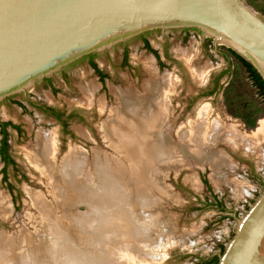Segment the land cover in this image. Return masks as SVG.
Here are the masks:
<instances>
[{"label": "rangeland", "instance_id": "1", "mask_svg": "<svg viewBox=\"0 0 264 264\" xmlns=\"http://www.w3.org/2000/svg\"><path fill=\"white\" fill-rule=\"evenodd\" d=\"M260 2L264 9V0ZM182 29L146 33L165 61L164 67L144 48L139 35L97 53L95 59L108 75L104 84L88 61L81 60L65 68V73L50 76L55 91L44 79L32 85L26 96L37 104L81 112L83 119L69 122L72 134L66 133L52 115L26 101L23 93L12 96L25 100V110L12 96L0 101V119L20 124L24 130L23 136L11 130L12 151L20 170L17 175L11 168L8 171L14 191L2 180L0 159V192L8 207L5 216H0V264H24L25 256L33 258L27 260L30 264H73L74 259L76 264H85L93 255L94 261L91 258L88 264H199L202 231L264 189V148L231 62L221 53L226 52L224 44H216L205 32L192 27L184 40ZM208 38L212 39L209 46ZM124 45L128 46L131 64L126 68L121 65ZM151 66L163 88L169 81L165 88L172 110L170 136L178 148L180 144L183 147L177 154L180 158L173 159L159 149V153L150 154L154 160L147 164L150 168L142 169L112 146L105 134L112 113L121 104L119 96L145 93L144 81L150 78ZM227 69L230 72L222 80L221 91L190 102L195 94L208 89L214 75ZM196 71L202 74L196 75ZM205 108L211 113V124L220 119L227 129L197 151L196 143L179 133ZM46 134L57 140L60 162L72 148L85 152L91 169L86 186L96 189L103 202L107 200L104 208H91L83 201L87 199L74 196L75 192L70 197L79 199V205L62 204L48 176L28 158L38 148V137ZM154 145L148 150L155 149ZM96 175L99 180L90 182ZM56 177L58 174L50 180L55 182ZM36 195L45 197L55 211L38 208ZM48 214L54 215L53 221ZM116 215H123L132 226L129 234L111 226Z\"/></svg>", "mask_w": 264, "mask_h": 264}, {"label": "water", "instance_id": "2", "mask_svg": "<svg viewBox=\"0 0 264 264\" xmlns=\"http://www.w3.org/2000/svg\"><path fill=\"white\" fill-rule=\"evenodd\" d=\"M178 27L234 49L264 79L260 0H0V101L87 55ZM229 60L264 148V104L240 62ZM215 254L218 264H264V189L202 231L199 264Z\"/></svg>", "mask_w": 264, "mask_h": 264}, {"label": "bare ground", "instance_id": "3", "mask_svg": "<svg viewBox=\"0 0 264 264\" xmlns=\"http://www.w3.org/2000/svg\"><path fill=\"white\" fill-rule=\"evenodd\" d=\"M148 70L150 73V78H148L146 81H144L145 82L144 88H146L145 93L142 95H137V94L125 95V94H123V95L119 96L121 104L112 113L113 116L110 119V121L107 123L108 125H106L107 129H106V134H105L106 136L109 137V140L112 141V146L117 147L119 150L121 149V151H123V154H125L127 159H131V161L137 162L138 165L140 166V168H142V169L144 166L149 167L147 164L151 165L154 163V160L150 154L159 153L160 152L159 149L163 148V150L165 151L164 153H165L166 157L173 159V158L177 157V154L179 152V148L183 147L180 144V147L178 148L175 145L177 143L173 142L172 137L170 136L169 127H170V124L173 125V123L171 121L172 110L170 108V102H169L170 98L168 97V91H167V88H165L168 85L169 81H167V82L165 81L167 85L165 84V86L163 88L158 83V78H157L156 72L152 68V66L148 67ZM196 72H195L196 75H200V73L202 74L201 71H196ZM168 87H171V86H168ZM87 90H89V89H87ZM206 108L200 110L198 116H196V118H195L196 120H192L190 126L188 128L186 127L185 131L183 129H181L180 133H179L180 137H182V138L184 137L186 139L189 138V139L193 140L196 143V147H197L196 150L197 151H200L201 146L206 144L207 141L211 142V139H213V141H215V139H217V137H219V135H217L218 133H221L222 135H224V132L227 129L226 126H223V123L220 119H216L211 124L209 122L210 121L209 115L211 113L208 110H206ZM227 133H230V132L228 131ZM56 141L57 140H55V137L49 138L47 136V134H46V136L38 137V148H37V150L35 152H33L32 154H30V156H28L29 160L31 161L30 163L32 165H34V167H36L38 170H40L43 174H46L48 176L47 179H49V183L52 184V187H54V192L57 194V196H59L58 198L61 199V202L64 206L66 204L70 205L71 203H73V204L74 203L75 204L80 203L81 201H79V199L74 201V196L77 194V195L82 196L83 199H87V200H83V201L87 202L91 208H93V209L99 208V207L104 208V205L106 204L107 200L106 201L104 200V202H103L102 197L100 198V193L98 191H96V189H90L86 186V182L90 180L88 174H89L91 169L88 170V166H87L88 159H87L85 152H82V154H81V152L79 151L80 149L72 148L70 150L69 155L64 157L63 159H61L62 161L60 162V161H58L59 159H57V157H58L57 151H58L59 147L57 146L58 144H56ZM152 143H155L154 146L157 145V147L155 149H153L152 151H150V150H148L147 147L151 146ZM235 145H237V144L235 143ZM246 146H247V144H246ZM249 147H250V145L247 146V148H249ZM122 148H124V149H122ZM126 149L128 150V152H126ZM177 158H180V156ZM98 168H99V166H98ZM55 174L56 175L58 174V178L56 177L55 182L54 181L52 182L50 180V177L52 175L55 177ZM96 179L99 180V177L97 175L90 182L96 181ZM103 183L105 185V182H103ZM136 186H138V185L136 184ZM50 187H51V185H50ZM51 190H53V189H51ZM74 192H75L74 196L70 197L71 194H73ZM53 197H54V195H53ZM34 198H35L34 202L36 203V206H38V208L41 207L42 209H45V210L46 209H49V210L52 209L53 212L55 211L54 208H50L49 207L50 205H48V203H46V201L44 199L45 197H41L40 195H36ZM99 209H101V208H99ZM96 210H98V209H96ZM108 210H109V207H108ZM98 211H100V210H98ZM7 212H8V207L6 205V197L3 195V193L0 192V216L1 217L5 216V214ZM42 213H44V212H42ZM95 213H96V211H95ZM104 213L107 214L106 212H104ZM55 214L56 213H54V215ZM47 216H49V218L51 217V219H49L51 221L53 216H51L50 214H48ZM96 216H95V218H96ZM59 217H58V219H59ZM42 219H43V217H42ZM58 219H56V220H58ZM53 224H55V223H53ZM111 226L113 228H115V230L121 231V233L123 232L126 234H129L128 230L132 229L131 228L132 226L129 225V223L127 222V219L124 218L123 215H120V216L116 215V217H114L112 220ZM53 227H54V225H53ZM56 227H57V225H56ZM50 229H53V228H50ZM93 230H95V228ZM102 235H103V233H102ZM86 238L89 239L88 235H86ZM27 246H28V248L29 247L31 248V243H29ZM37 251H38V249H37ZM28 254H31V256L34 255V257H37V254L35 252L29 251ZM88 255H89V253H88ZM30 258L33 259L32 257H30ZM30 258L25 256L23 261L24 262L26 261V262L24 264H30V262L27 261ZM91 258H93L92 260L94 261V255H93V257H90V259ZM90 259L87 261L84 259L83 262H85V261H86V263L88 261L91 262ZM72 262L74 264L75 259H74V261L72 260ZM95 262H93V264ZM115 263H117V262H115ZM75 264H76V262H75Z\"/></svg>", "mask_w": 264, "mask_h": 264}, {"label": "flooded vegetation", "instance_id": "4", "mask_svg": "<svg viewBox=\"0 0 264 264\" xmlns=\"http://www.w3.org/2000/svg\"><path fill=\"white\" fill-rule=\"evenodd\" d=\"M193 30L198 31V29H193ZM155 31H160V30H155ZM182 31H183V34H184L183 35V39L185 40V39H187V37H188V35H189L190 31H191V28H184V29H182ZM152 32H154V31H150V32H147V33H152ZM140 37L143 39V46H144V48L148 52H152L154 54L155 58L158 60V63H159V66L160 67H164L166 64H165V61L161 58V55H160L159 51L157 49H155L151 45V47L154 50H157L158 51V54H159V57H158L155 52H153L151 49H149L146 46V41H149V39L146 36V33L140 35ZM206 41H207V43H206L207 46H209V45L212 44L211 43V41H212L211 38H208ZM226 52H221V53L227 59H229L226 56ZM96 55H97V53H93V54L87 55V56L83 57L82 59H80L79 62L81 60H87L88 61V64L93 68V70L95 71V73L98 75L99 79L104 84V82L106 81V78L108 77V75H107V77L102 78L101 75H99L97 73L96 69L92 66V63L93 62H96L97 63V61L95 59ZM167 56H168V54H167ZM77 62H75V63H77ZM75 63H73V64H75ZM97 65L100 68V66H99L98 63H97ZM121 65L124 68L131 66V64L129 63V50H128V46L127 45H124L123 59L121 61ZM223 71L224 70H222L221 72H219L216 75H214L213 78H212V80H211V82H210V84H209L208 89L205 90V91L198 92L197 94H195L194 97H191L190 102L191 103L195 102V100L199 96H202V95H212V94H215V93L219 92V89L223 88V86H224L223 85V81H222L223 78L226 75H229V73H227V74H224L221 77V73ZM61 72L62 73H65L66 72V69L64 68ZM43 81H44V83L46 85H49L52 88L53 91L56 90V86H55V84L53 82V78L52 77H47ZM212 91H213V93L211 94ZM14 97H16V95L11 97L12 99H14V103L17 104V105H19L20 107H22L23 110H25L27 108V105H26V102H25V100H26V101H28V102H30L32 104H35L37 107H40L46 113H49L50 115H52L56 120H58L62 124L63 130L66 131V133L72 134L70 132V128H69V122L73 118L83 119L81 112H79L77 110H69V109H65V108H61V107H57V106H47V105L37 104L36 102H34L33 100H31L30 97H27L26 94H24V93H23V97H24L25 100L15 99ZM7 122H11V123L10 124H5ZM13 125L18 126V127H14ZM11 130H15L18 135H21V136L24 135V130H23V128H22V126L20 124H17L15 122L11 121V120H3V119H0V159H1L2 163H3L2 168H1V171H2V180L5 181V183L7 184L8 188L10 190L14 191L15 190L14 184L12 182H8V176H9V172L8 171L11 168L12 171L14 172V174L17 175V172L20 171V170H19L18 162H17V160H16V158H15V156L13 154V151H12V144H11V138H10L11 137ZM3 156L5 157V159H3ZM4 169H5V171H3Z\"/></svg>", "mask_w": 264, "mask_h": 264}, {"label": "trees", "instance_id": "5", "mask_svg": "<svg viewBox=\"0 0 264 264\" xmlns=\"http://www.w3.org/2000/svg\"><path fill=\"white\" fill-rule=\"evenodd\" d=\"M146 46L151 49L153 52H155L157 54V56L159 57L158 51L154 50L151 47V44L149 41H146ZM226 56L230 59L231 57H234L236 60H238V62H240L241 66L244 68L245 72L247 73V77L251 82V85L256 89V93L257 96L261 99L262 103L264 104V79L262 78V76L260 75V73L257 71V69L252 65L251 62H249L246 58H244L242 55H240L239 53H237L234 49L226 47ZM92 66L96 69L97 73L99 75H101L102 78L107 77V74L104 73L97 65L96 62L92 63ZM230 72V69L224 70L221 73V77L224 74H227ZM222 89V88H221ZM221 89H219V91H221ZM213 93V91L211 92V94ZM11 122H7L5 124H10ZM14 127H18L13 125ZM2 155V154H1ZM3 159H5V157L3 156ZM5 171V169L3 170ZM204 183L207 185V187L210 189V184L209 181L207 179L203 180ZM218 204V202H217ZM221 250L220 252L223 253L225 250V245H221ZM219 263V256L218 255H213L207 259H204V264H218Z\"/></svg>", "mask_w": 264, "mask_h": 264}]
</instances>
